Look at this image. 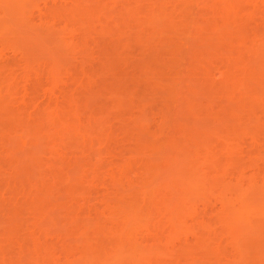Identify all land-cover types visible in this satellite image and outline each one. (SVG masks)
<instances>
[{"label":"rangeland","instance_id":"1","mask_svg":"<svg viewBox=\"0 0 264 264\" xmlns=\"http://www.w3.org/2000/svg\"><path fill=\"white\" fill-rule=\"evenodd\" d=\"M22 3L0 0V264H264V218L235 214L264 201V0Z\"/></svg>","mask_w":264,"mask_h":264},{"label":"bare ground","instance_id":"2","mask_svg":"<svg viewBox=\"0 0 264 264\" xmlns=\"http://www.w3.org/2000/svg\"><path fill=\"white\" fill-rule=\"evenodd\" d=\"M6 1H11V2L15 3L18 7H22V5H23L22 2L25 1V0H6ZM79 7H80V6H79ZM78 12H79V11H78ZM70 13H71V12H70ZM72 13H73V12H72ZM81 13H82V12H81ZM74 15H75V14H74ZM81 17H82V16H81ZM3 26H4V25H3ZM0 27H1V26H0ZM194 173H195V172H194ZM189 174H190V173H189ZM193 176H194V175H192V178H188V177H191V176H188L187 178H185L186 181L183 182L184 184H181V185H182V188H181L180 192H182V196H183V194H184V195H187V196L189 197V194H190V196H191V194L194 195V194H197V192H199V190H200V189H199V186H200V185H198V183L196 182V180L193 179V178H194ZM195 176H196V174H195ZM197 178H198V177H197ZM195 179H196V178H195ZM197 181H199V180H197ZM201 181H202V180H201ZM201 181H200V182H201ZM201 184H202V183H201ZM203 186H204V184H203ZM179 187H180V186H179ZM179 189H180V188H179ZM167 191H168V190H167ZM170 191L172 192V190H169L168 193H169ZM178 191H179V190H178ZM171 192H170V194H171ZM175 192H177V191H175ZM195 192H196V193H195ZM168 193H167V194H168ZM258 193H260V192H258ZM167 194H166V195H167ZM263 194H264V193H263ZM168 195H169V194H168ZM161 196H164V195L161 194ZM257 196H258V195H257ZM165 197H166V196H165ZM184 197L186 198V196H183V198H184ZM188 197H187V198H188ZM239 197H240V196H239ZM262 197H263V196H262ZM162 198H163V197H162ZM189 198H190V197H189ZM194 198L196 199V195L194 196ZM247 198H248V197H247ZM242 199H243V198H242ZM249 199H250V198H249ZM191 200H193L192 197H191ZM233 200H234V199H233ZM254 200H255V199H254ZM254 200H253V201H254ZM259 200H260V199H259ZM261 200H264V199H261ZM182 201H183V199L181 200V202H182ZM242 201H243V200H242ZM242 201L240 200V203H241ZM244 201H245V199H244ZM250 201H251V200H250ZM255 201H257V200H255ZM139 202H140V201H139ZM142 202H143V201H142ZM183 202L185 203V201H183ZM233 202H234V201H233ZM263 202H264V201H263ZM263 202H262V204L259 202V204H260L259 206H261V207H259V208H261V209L257 208L258 206H256L257 210L259 209L258 212H257V210L255 209L254 205L249 204V203L242 202V203H243V204L241 203L242 205H239V204H238V205H239L238 207H241V206H242V208H241V209L239 208V209L235 210V214H239V213H240V214H243L244 211H248V210H250V212H254V211H256V215H257L259 212H260L261 214L264 215V213H263V212H264V206H263L264 204H263ZM186 203H187V201H186ZM237 203H238V201H237ZM237 203H236V204H237ZM136 204H137V203H136ZM139 204H140V203H139ZM139 204H137L136 206H138ZM176 204H178V203H176ZM141 205H142V204H141ZM143 205H145V204H143ZM181 205H183V204L180 203V206H181ZM251 205H252L254 208H253V207L251 208ZM146 206H147V204H146ZM175 206H178V205H174V208H177V207H175ZM184 206H185V205H184ZM187 206H188V205H187ZM190 206H192V205H190ZM236 206H237V205H236ZM262 206H263V207H262ZM131 207H133V206H131ZM134 207H135V206H134ZM193 207H194V206H193ZM247 207H248V209H247ZM137 208L139 209V206H138ZM178 208H179V207H178ZM181 208H183V207H181ZM245 208H246L247 210H246ZM131 209H134V210H132V213H131V211H130L128 215H130V216H132V218H134L133 215H134V213H137V212H136V209H135V208H131ZM131 209H129V210H131ZM179 209H180V208H179ZM179 209H178V210H179ZM187 209H188V213H190V212H189V207H188ZM187 209H186V210H187ZM190 209H192V208H190ZM251 209H253V211H252ZM254 209H255V210H254ZM239 210H240V211H239ZM241 210H243V211H241ZM261 210H262V211H261ZM125 211H126V210H125ZM179 211H180V210H179ZM138 212H139V211H138ZM180 212H181V211H180ZM185 212H186V211H185ZM185 212H184V213H185ZM191 212H192V211H191ZM225 212H226V211H225ZM229 212H233V213H234V209L232 210V208H231V211L229 210ZM237 212H238V213H237ZM193 213H194V212H193ZM248 213H249V211H248ZM254 213H255V212H254ZM254 213H253V214H254ZM260 213H259L258 215H259L261 218H260L259 216H257L258 218H257V220H256V222H259L258 220H259V218H260V222H259V223H261L262 217L264 218V216H263V215L261 216ZM137 214H138V213H137ZM171 214H172V213H171ZM185 214H187V213H185ZM190 214H192V213H190ZM226 214H227V213H226ZM240 214H239V215H240ZM128 215H126L125 217H126V218H129V217H127ZM135 215H136V214H135ZM188 215H189V214H188ZM239 215H237V217H238ZM245 215H246V214H245ZM245 215H244V217H245ZM254 215H255V214H254ZM254 215H252V218L255 217ZM193 216H194V215H193ZM241 216H243V215H241ZM249 216H250V213H249ZM135 217H136V216H135ZM176 217H177V216H176ZM180 217H181V216H180ZM183 217H184V216H183ZM186 217H187V216H186ZM225 217H226V216H225ZM228 217H229V216H228ZM132 218L130 217L129 219H132ZM178 218H179V217H178ZM191 218H192V217H191ZM233 218H234V217H233ZM240 218H241V217H240ZM246 218H247V217H246ZM255 218H256V217H255ZM255 218H254L253 220H255ZM225 219H226V218H225ZM225 219H224L223 221H225V223H226V220H225ZM237 219L239 220V218H237ZM241 219H242V218H241ZM241 219H240V221H239L240 223H242V222H241ZM244 219H245V218H244ZM247 219H248V218H247ZM175 220H177V219H175ZM181 220H182V219H181ZM183 220H184V218H183ZM185 220H186V219H185ZM185 220H184V221H185ZM189 220H190V219H189ZM238 220H237V221H238ZM250 220L252 221V219H250ZM179 221H180V220H179ZM184 221H183V222L181 221L180 223L183 224ZM228 221H229V220H228ZM228 221H227V222H228ZM234 221H235V219H234ZM237 221H236V222H237ZM244 221H247V220H244ZM251 221H250L249 223H251ZM177 222H178V220H177ZM230 222H231V221L228 222V225L231 224ZM236 222H235V223H236ZM256 222H255V223H256ZM180 223H179V224H180ZM225 223H224V224H225ZM235 223L233 222V224H235ZM259 223H258V224H259ZM184 224H185V223H184ZM184 224H183V226H184ZM251 224H252V223H251ZM258 224L256 223V226H259ZM261 224H263V220H262V223H261ZM231 225H232V224H231ZM242 225H243V224H242ZM233 226H234V225H233ZM240 226H241V225H240ZM247 226H248V225H247ZM251 226H252V225H251ZM260 226L263 227L264 224H263V225H260ZM181 227H182V226H181ZM230 227H231V230H229V231H232V228H233V227H232V226H230ZM234 227H235V226H234ZM236 228H237V227H236ZM263 228H264V227H263ZM263 228H262V229H263ZM213 229H214V228H213ZM233 229H235V228H233ZM238 229H239V228H238ZM238 229H237V230H238ZM252 229H253V228H252ZM257 229H258V228H257ZM262 229H260V230H258V231H263ZM207 230H208V229H207ZM207 230H206V231H207ZM244 230H245V229H244ZM208 231H212V230H210V228H209ZM240 231H241V230H240ZM252 231H253V230H252ZM252 231H250V232L252 233ZM244 232H245V231H244ZM256 232H257V231H256ZM263 232H264V231H263ZM242 233H243V232H242ZM261 233H262V232H261ZM226 234H227V233H226ZM256 234H258V232H257ZM263 234H264V233H262V235H263ZM229 235H231V232L229 233ZM229 235H228V236H229ZM233 235H234V234H233ZM233 235H232V237H231L232 239H234V238H233ZM236 235H237V233H236ZM259 235H260V234H259ZM208 236H209V235H208ZM211 236H212V235H211ZM217 236H218V235H217ZM228 236H227V237H228ZM240 236H241V235H240ZM252 236H253V235H252ZM260 236H261V235H260ZM260 236H259V237H260ZM229 237H230V236H229ZM237 237H238V236H237ZM256 237H257V235H256ZM256 237H255V238H256ZM259 237H258V238H259ZM252 238H254V236H253ZM260 238H261V237H260ZM207 239H208V238H207ZM229 240H230V239H229ZM258 240H259V239H258ZM201 241H202V240H201ZM254 241H255V240H254ZM261 241H262V240H261ZM198 242H199V241H197L196 243H198ZM205 242H206V240H205ZM250 242H251V240H250ZM207 244H208V243H207ZM207 244H206V245H207ZM247 244H248V243H247ZM199 245H200V244H199ZM230 245H231V244H230ZM234 245H235V244H234ZM238 245L240 246L241 244L238 243L237 246H238ZM248 245H250V244H248ZM201 246H202V245H201ZM239 246H238V247H239ZM259 246H261V245H259ZM118 248H119V247H118ZM118 248H117V250H118ZM120 249H121V248H120ZM121 251H122V250H121ZM116 252H117V251H116ZM118 253H121V252L119 251ZM118 253H116V255H115L116 257H117V254H118ZM187 253H188V252H187ZM190 253H191V252H190ZM256 254H257V253H256ZM259 254H260V253H259ZM120 256H121V254H120ZM120 256H118L119 259H120ZM123 257H124V256H123ZM257 257H259V255L256 256L254 259H256ZM260 257H261V256H260ZM121 258H122V256H121ZM260 259H261V258H260ZM121 260H122V259H121ZM123 260H124V258H123ZM249 261H250V260H249ZM257 261H258V259H257ZM246 262H247V261H246ZM251 262H252V261H251ZM255 262H256V261H255ZM255 262H254V264L257 263V262L255 263ZM259 262H261V260H259ZM259 262H258V263H259ZM258 263H257V264H258ZM132 264H133V263H132ZM221 264H222V263H221ZM250 264H251V263H250ZM252 264H253V263H252ZM259 264H260V263H259ZM261 264H262V263H261Z\"/></svg>","mask_w":264,"mask_h":264}]
</instances>
